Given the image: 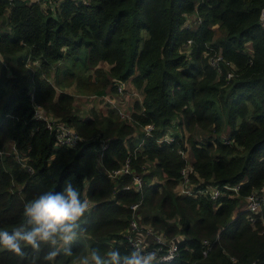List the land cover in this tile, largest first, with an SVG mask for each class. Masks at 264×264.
Instances as JSON below:
<instances>
[{"label": "trees", "instance_id": "1", "mask_svg": "<svg viewBox=\"0 0 264 264\" xmlns=\"http://www.w3.org/2000/svg\"><path fill=\"white\" fill-rule=\"evenodd\" d=\"M88 1L0 0V148L15 143L29 159L0 158V230L20 227L26 202L70 181L90 208L73 255L54 264H80L91 249L135 250L125 236L134 204L141 225L179 237V255L153 264H264V206L255 223L243 209L264 191V0ZM129 81L143 100L128 119L113 107L83 116L68 91L115 97ZM36 105L82 140L57 147ZM128 160L131 173L114 175ZM187 167L195 191L239 194L181 193ZM136 175L142 189L125 188ZM48 251L0 245V264H49Z\"/></svg>", "mask_w": 264, "mask_h": 264}, {"label": "clouds", "instance_id": "2", "mask_svg": "<svg viewBox=\"0 0 264 264\" xmlns=\"http://www.w3.org/2000/svg\"><path fill=\"white\" fill-rule=\"evenodd\" d=\"M264 20V12L261 13ZM87 199L70 181L61 191H45L24 204V224L12 232L0 230V245L17 255H23V247L30 246L36 253L42 245L49 251L44 260L54 264L58 256L71 257L72 245L84 233L82 218L89 211ZM155 253H142L140 249L122 255L119 249H109L101 254L91 249L80 264H153Z\"/></svg>", "mask_w": 264, "mask_h": 264}, {"label": "built area", "instance_id": "3", "mask_svg": "<svg viewBox=\"0 0 264 264\" xmlns=\"http://www.w3.org/2000/svg\"><path fill=\"white\" fill-rule=\"evenodd\" d=\"M80 1V0H77ZM82 2L88 4V0H81ZM56 2L53 1V7L55 8ZM264 12V7L261 11V13ZM260 23L264 28V20L261 19V14H260ZM190 42V41H189ZM222 57L220 54L218 55H213L211 57V62L217 68L218 72L219 70V60H221ZM233 76V73L230 72L227 75V78L230 79ZM118 86V93L116 94L115 97L107 96L104 99L108 100L111 102L112 105H115L113 101L116 99H120L121 106L119 108V114L123 119H128L130 118V112L133 110L131 108L130 111L124 110L123 108V102L125 96L127 94H130V92L126 87V84L124 82H118L116 84ZM134 95L141 96L134 91ZM139 98L140 101H142ZM117 101V100H116ZM111 107V106H110ZM35 115L34 118L36 120H43L46 123V126L48 130L54 134L55 136V143L57 147H74L76 146L81 140L82 137L78 133V131L66 124L65 122L61 121L57 117H54L51 114H48L46 111L41 109L39 105L35 106ZM153 129L152 125H148L145 127V132L147 134H151ZM170 139V137H166L165 139ZM106 145H104V148ZM183 156L186 158L187 165L191 166V162L189 157L187 156V153L182 152ZM9 155H14L15 159L22 164L24 167H28V157L25 152H22L18 150L15 146V143H8L6 147L3 149L0 148V158H3L4 156H9ZM130 160L127 161L125 166H123L119 170H115L113 172L114 175H120L122 173H131V166H130ZM191 168V167H190ZM31 170V166L29 167ZM189 173V167L184 169L183 174L185 175L184 182H182V187L180 188V192L186 195H192L194 193H200L203 195H209L212 199L216 200L218 197L223 193L227 191H232L233 193L239 194L238 189L239 186H223L227 191H223L221 187H206L204 190L200 191H195L193 187L191 188L190 185L187 186L189 182L187 175ZM113 175V176H114ZM134 184L131 186H126L125 188L129 189L132 186H135L137 190H141L143 186V180L142 177L139 175L134 176ZM262 206H264V191L259 192V193H252L250 196L247 197L246 203L244 205V211L249 212L253 215H251L250 220L255 223L256 222V217L254 214L259 213L262 209ZM139 207V204H134L132 205V209L134 211V217L132 219L130 228L128 229L126 233V238L129 241V243L132 245L134 249H140L142 253H155L156 254V259L153 263H166L170 262L173 259H175L179 255V237L178 238H173L169 239L163 232L155 230L151 226H143L141 225L138 220H137V209ZM264 226V221L262 222ZM264 233V229H263ZM205 245L208 246V241H205ZM207 254V250L204 252Z\"/></svg>", "mask_w": 264, "mask_h": 264}, {"label": "rangeland", "instance_id": "4", "mask_svg": "<svg viewBox=\"0 0 264 264\" xmlns=\"http://www.w3.org/2000/svg\"><path fill=\"white\" fill-rule=\"evenodd\" d=\"M62 67H63V65H62ZM127 86H129V88L134 87L132 85V81H129V84L128 85L126 84V87ZM68 91L71 92V93H75L77 95V99L75 98V100H76V109L83 116H88L90 114V111H92V109H96L97 111H101V112L102 111L106 112L108 110V108H110V106L113 107V108H117L118 112H119V108L121 106V103L120 102L117 103L116 100L113 101V102H114L115 105H118V106L112 105L110 101H108V100H106L104 98L92 97L91 95H88L85 92L77 93L74 87L68 89ZM125 97L126 98H124V102L122 104L123 107H124L123 109L127 110V111H130L132 106L134 105V103L137 101V96L134 95V91H132V92H130V94H127ZM171 131H173V130H171ZM175 131L181 134V130H175ZM187 137H188V134H187ZM193 137L196 140H202V138H203L202 129L195 130L193 132Z\"/></svg>", "mask_w": 264, "mask_h": 264}, {"label": "crops", "instance_id": "5", "mask_svg": "<svg viewBox=\"0 0 264 264\" xmlns=\"http://www.w3.org/2000/svg\"><path fill=\"white\" fill-rule=\"evenodd\" d=\"M133 85V84H132ZM134 86V85H133ZM133 88V91H135V92H137L140 96H141V98L139 97V96H137V100L140 98L141 100H143V96H142V94L137 90V89H135V87H132ZM117 100V103H119L120 102V99H116Z\"/></svg>", "mask_w": 264, "mask_h": 264}]
</instances>
